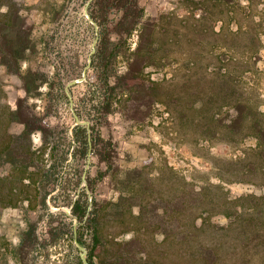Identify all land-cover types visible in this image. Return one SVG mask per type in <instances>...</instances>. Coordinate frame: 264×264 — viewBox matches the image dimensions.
Listing matches in <instances>:
<instances>
[{
	"label": "rangeland",
	"instance_id": "374dc122",
	"mask_svg": "<svg viewBox=\"0 0 264 264\" xmlns=\"http://www.w3.org/2000/svg\"><path fill=\"white\" fill-rule=\"evenodd\" d=\"M16 1L24 5L37 47L21 61V74L28 69L36 70L44 73L47 81L41 84V95L29 99V103L36 104V112L46 113L44 122L56 129L53 140L60 143L55 157L50 154V146L44 152L46 168L57 162V178L53 181L57 189L48 198L55 197L58 205L49 200L48 208H43L35 199L38 194L35 184L25 187L28 179L24 178L25 185L16 187L18 192L20 188V195L15 197L17 201L7 206L0 204V264H76L75 258L80 257V250L65 233L66 226L63 225L72 218L71 206L67 203L69 198L77 197L74 189L77 168L81 178L87 170L78 189L87 187L88 181L96 178L95 189L87 190L90 201L93 197L100 202L116 198L117 188L119 191L122 188L125 171L135 168L142 170L141 183L151 186L146 191L147 198L170 191L180 192L183 186L197 189L207 186L212 197L216 185L220 184L218 175L226 176L231 168L230 161L239 156L241 150L255 144L250 138L227 144L220 137H201L197 122L179 115L189 114L194 107L197 110L202 90L212 93L210 86L220 68L232 72L236 77L232 83L238 92L246 97H255L259 110L264 112V0H236L231 5L215 0H141L144 18L154 23L151 34L161 41L157 53L161 63L146 65L142 72L147 84L150 81L156 84V104L150 109L140 108L142 120L139 122L127 118L116 101L106 118L98 117L95 112L93 106L103 89L99 73L91 63L88 66L99 31L97 23L94 21L96 28L86 16L85 7L89 0ZM3 8L4 5L0 4V12ZM109 16L114 18L115 14L110 13ZM140 34L141 27L137 25L123 39L125 42L121 44L113 68L115 76L126 72L127 57L137 48ZM115 38L114 35L113 40ZM72 80H79L69 87L74 110L78 114L75 107L82 100L83 110L78 115L82 121H89L90 135L91 128H94L100 140L94 152L91 145L90 160L87 156L80 165L73 156L72 129L77 123L66 92V86ZM111 81L114 83L113 77ZM60 86L67 99L60 94ZM23 95L20 76L8 74L0 67V108L7 106L11 110ZM51 104L53 107L47 111ZM226 110L221 114L225 117L224 123L230 118L226 116ZM171 112L178 118L177 123L171 122ZM21 129L20 124L13 123L9 132L18 133ZM33 141L37 145L40 143L38 134L33 135ZM68 149L66 154L62 153ZM9 174L7 167L1 169L0 179L8 178ZM134 184L132 182L131 186ZM224 187L230 198L264 194V188L249 184ZM2 189L0 183V194L4 193ZM27 196L32 199L31 203ZM7 197L9 202L10 197ZM109 209L107 206L105 211L109 212ZM132 211L137 214L138 207L134 205ZM60 213L68 217L64 218ZM49 214L53 216L49 217ZM130 218L131 214H127L123 222L114 224L110 219L106 222L107 231L112 234L125 230ZM212 220L219 224L227 221L220 215L212 216ZM28 222L37 223V234L45 242L43 246L26 249L21 261V253L17 257L15 250ZM49 222L51 227L61 223L63 228L55 243L51 242ZM75 223L76 220L73 226ZM129 236L130 233H125L119 237L127 239ZM157 238L158 241L161 239ZM248 253L251 259L256 252L249 248Z\"/></svg>",
	"mask_w": 264,
	"mask_h": 264
},
{
	"label": "trees",
	"instance_id": "16d2710c",
	"mask_svg": "<svg viewBox=\"0 0 264 264\" xmlns=\"http://www.w3.org/2000/svg\"><path fill=\"white\" fill-rule=\"evenodd\" d=\"M215 1L231 5L236 0ZM0 4L4 5L0 12V67L8 74L20 76L24 93L11 110L7 106L0 108V170L7 167L11 173L8 178L0 179L4 192L0 194V204L7 206L17 201L15 197L20 195V188L18 192L16 187H23V180L27 178L25 187L35 184L38 193L35 199L47 209L49 200L58 205L55 197L48 198L57 189L53 181L58 170L57 162L46 168L44 152L50 146V154L55 157L60 143L53 140L56 129L44 122L46 113L36 112V104L29 103V99L41 95V84L47 81L45 74L36 70L28 69L21 74V61L37 48L24 5L16 0H0ZM110 13L115 17L110 18ZM89 14L99 26L91 67L99 73L103 89L100 99L93 106L95 112L98 117L106 118L116 101L127 118L139 122L142 120L140 108L150 109L156 104V84L152 81L147 84L142 75L146 65L161 63L157 57L161 41L151 34L154 23L144 18L141 0H92ZM137 25L141 27L139 44L127 57L126 72L115 76L113 68L121 44L125 42L123 39ZM215 73L216 80L210 86L212 93L202 90L197 110L193 104L192 112L179 116L196 121L201 137H220L227 144L250 138L255 144L241 150V154L230 161L231 168L226 176L218 175L220 184L216 185L212 197L207 186L199 189L183 186L180 192L170 191L162 196L147 198L146 191L151 186L141 183L142 170L135 168L125 171L122 188L120 191L117 188L116 198L100 202L93 197L90 201L87 190L95 189L96 178L88 181L87 187L78 189L82 178L77 168L78 176L75 174L77 179L74 182L77 197L68 196L72 218L63 227L66 226L65 233L70 240L77 239L88 249L89 264H264V194L257 196L251 193L230 198L223 189L225 185L238 183L264 188V112L259 110L255 97H246L238 92L232 83L236 80L232 72L220 68ZM60 94L67 99L61 86ZM117 95L121 96L116 99ZM83 104L81 100L75 107L79 115ZM52 107L53 104L46 110ZM224 109H228L225 114L230 117L227 123L221 116ZM170 115L171 122L177 123L174 112ZM13 123L22 126L20 132H9ZM91 130L94 152L100 140L94 128ZM72 132L73 156L80 165L81 160L87 158L90 148L87 127L77 124ZM35 134L40 137L38 145L33 141ZM132 182H135L134 186H131ZM124 190L130 193H124ZM7 196L10 197L9 202ZM28 196L26 199L31 203L32 199ZM134 205L138 207L137 214L132 211ZM107 206L109 212L105 211ZM127 214H131V222L125 230L112 234L107 231L106 222L110 219L113 224L123 222ZM60 215L68 217L63 213ZM214 215L223 216L227 221L224 224L213 222ZM74 220L78 222L76 229ZM49 225L51 242L55 243L63 228L61 223L55 227H51V222ZM125 233L131 236L120 239L119 236ZM157 237L161 239L158 241ZM43 242L45 240L42 241L37 234V223L28 222L20 235L15 255L19 257L21 253L22 261L26 249L43 246ZM249 248L256 252L254 258H248ZM75 261L76 264H83L79 256Z\"/></svg>",
	"mask_w": 264,
	"mask_h": 264
},
{
	"label": "water",
	"instance_id": "95a60500",
	"mask_svg": "<svg viewBox=\"0 0 264 264\" xmlns=\"http://www.w3.org/2000/svg\"><path fill=\"white\" fill-rule=\"evenodd\" d=\"M90 1H91V0H89V3H90ZM89 3H88V4L86 5V7H85L86 16H87L88 20H89L94 26H96V23L94 22V20L91 18V16L89 15V13H88V11H87V10H88V5H89ZM96 28H97V26H96ZM94 52H95V49H94V47H93L92 54H93ZM90 63H91V58H89V64H88V66L90 65ZM85 73H86V70L84 71V75H85ZM78 82H79V80H72V81L66 86V92H67V95H68L69 100H70V107H71V110H72V112H73V115H74V118H75L76 123H77V124H81V125H86V127H87V131H88V140H89V143H90V148H89V152H88V156H89L88 160H90V155H91L90 123H89V121H82V120L80 119L79 115L75 112L74 107H73V106H74V105H73V100H72L71 95H70V93H69V87L72 86V85H74V84H76V83H78ZM86 171H87V170H85V172L83 173V176H82L83 180H85ZM77 225H78V222L76 221L75 226H74L75 229L77 228ZM75 245H76L77 248L80 250V258H81L83 264H89V262H88V260H87V250H86V248H85L84 246H82V245L78 242L77 239H75Z\"/></svg>",
	"mask_w": 264,
	"mask_h": 264
}]
</instances>
